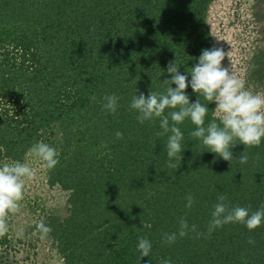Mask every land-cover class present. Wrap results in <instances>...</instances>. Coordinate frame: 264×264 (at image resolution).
Here are the masks:
<instances>
[{
  "label": "trees",
  "instance_id": "16d2710c",
  "mask_svg": "<svg viewBox=\"0 0 264 264\" xmlns=\"http://www.w3.org/2000/svg\"><path fill=\"white\" fill-rule=\"evenodd\" d=\"M215 1L0 0V162H25L38 141L54 147L59 163L40 177L67 195L68 212L41 209L25 240L10 230L0 236V264L15 263L9 254L18 242L41 237L39 221L52 229L43 239L60 264H264V222L253 231L233 223L210 237L189 233L162 243L181 217L206 232L221 193L233 206L264 204V138L243 165L235 157L246 146L232 148L231 166L198 142L193 147L195 126L186 120L181 165L167 170V136L155 135L159 119L140 124L129 109L133 95L166 88L169 61L187 74L203 49L219 47L207 21ZM257 63L261 75L262 56ZM113 93L117 111L106 113L103 98ZM186 93L198 99L190 84ZM208 107L206 124L215 103ZM140 237L151 241L150 256L140 257Z\"/></svg>",
  "mask_w": 264,
  "mask_h": 264
},
{
  "label": "clouds",
  "instance_id": "9594fccd",
  "mask_svg": "<svg viewBox=\"0 0 264 264\" xmlns=\"http://www.w3.org/2000/svg\"><path fill=\"white\" fill-rule=\"evenodd\" d=\"M213 36L217 38V42L225 41L216 35ZM226 56L230 60V66L222 64ZM166 71L171 74V78L163 80L166 84L163 91H153L151 87L148 95L142 92L135 94L129 103V109L137 114L136 119L140 124L159 119L161 130L155 135L167 136L164 144L168 157L165 169L177 170L181 165L184 133L180 125L186 120L195 126L189 133L192 140L196 141L194 148L198 142L206 150L229 161L232 166L234 155L231 149L241 143L246 148L235 159L241 165L246 164L249 160L248 149L260 146L264 138V93L246 88L245 80L232 70L231 58L223 46L214 45L210 49H203L198 63L186 69L187 74H181L176 59L169 61ZM189 84L198 96L195 102H192L186 93ZM103 99V110L115 114L119 97L113 93L106 94ZM212 102L215 103V108L206 124L208 105ZM115 136L116 139H122L123 133L117 131ZM28 155L43 162L47 169H53L59 163L57 150L43 141L35 142L28 149ZM157 171L160 169L157 168ZM34 176L35 170L27 161L0 162V236L8 232L7 219L10 214L19 211L26 180ZM185 199V208L191 209L195 204V197L189 193ZM210 215L206 232L198 231L196 224L190 225L186 216L181 217L177 231L164 233L162 243L174 244L177 238H184L189 233H194V238L210 237L216 229L233 223L242 224L249 231H253L264 222V204L254 211L250 206H233L227 194L221 193L217 196V202L213 204ZM142 224L145 228H151V224L143 219ZM36 229L41 238H45L52 231L44 221H39ZM248 243L254 244L255 240L249 237ZM137 251L141 258L150 256L151 241L140 237ZM148 264H151V261H148ZM159 264L173 262L168 258L161 260Z\"/></svg>",
  "mask_w": 264,
  "mask_h": 264
},
{
  "label": "rangeland",
  "instance_id": "374dc122",
  "mask_svg": "<svg viewBox=\"0 0 264 264\" xmlns=\"http://www.w3.org/2000/svg\"><path fill=\"white\" fill-rule=\"evenodd\" d=\"M207 21L212 33L225 40L217 42L215 37L217 45L228 52L232 70L245 80L246 88L264 93V73H254L258 59L262 56L264 61V0H216L210 7ZM222 62L224 66H230L227 56ZM25 161L33 167L35 176L26 180L19 211L10 215L9 226L11 236L24 240V229L29 227L41 209L68 214L65 206L67 195L58 188L50 189L40 177L44 163L28 154ZM51 244L41 237L33 243L18 242L9 256L14 264H60L61 259Z\"/></svg>",
  "mask_w": 264,
  "mask_h": 264
}]
</instances>
